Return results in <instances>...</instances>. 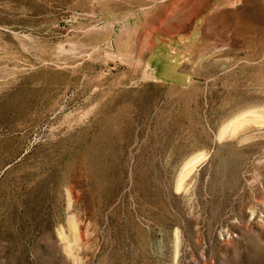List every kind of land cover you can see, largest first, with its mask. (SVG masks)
<instances>
[{
	"label": "rangeland",
	"instance_id": "rangeland-1",
	"mask_svg": "<svg viewBox=\"0 0 264 264\" xmlns=\"http://www.w3.org/2000/svg\"><path fill=\"white\" fill-rule=\"evenodd\" d=\"M0 264H264V0H0Z\"/></svg>",
	"mask_w": 264,
	"mask_h": 264
}]
</instances>
